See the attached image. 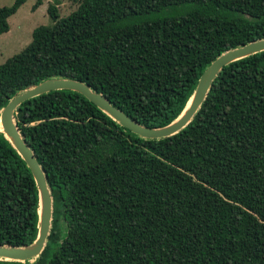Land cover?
<instances>
[{
  "label": "trees",
  "instance_id": "16d2710c",
  "mask_svg": "<svg viewBox=\"0 0 264 264\" xmlns=\"http://www.w3.org/2000/svg\"><path fill=\"white\" fill-rule=\"evenodd\" d=\"M25 1L0 8V34ZM72 1L65 17L48 4L51 24L0 64V109L63 78L160 128L220 53L264 38V0ZM13 117L52 216L37 257L0 264H264V51L222 67L167 138L142 139L69 90L26 100ZM37 227L32 175L0 133V246L31 244Z\"/></svg>",
  "mask_w": 264,
  "mask_h": 264
},
{
  "label": "water",
  "instance_id": "95a60500",
  "mask_svg": "<svg viewBox=\"0 0 264 264\" xmlns=\"http://www.w3.org/2000/svg\"><path fill=\"white\" fill-rule=\"evenodd\" d=\"M262 51H264V38L250 41L220 53L200 75L193 94L180 115L169 124L160 128H147L137 124L120 110L113 107L101 94L91 91L83 83L70 79H47L14 95L0 109V133L10 142L32 175L38 198V227L36 238L29 245H1L0 259L24 262L37 257L44 248L52 216V201L46 184L45 175L38 165L33 152L24 143L14 122V112L22 102L50 91H73L84 97L120 127L130 131L138 137L142 139H163L176 134L189 123L193 114L203 101L211 81L222 67Z\"/></svg>",
  "mask_w": 264,
  "mask_h": 264
},
{
  "label": "rangeland",
  "instance_id": "374dc122",
  "mask_svg": "<svg viewBox=\"0 0 264 264\" xmlns=\"http://www.w3.org/2000/svg\"><path fill=\"white\" fill-rule=\"evenodd\" d=\"M13 0H0V8L12 4ZM56 3L59 17H65L75 10L72 0H42L41 5L31 11L34 0H26L18 10L7 18L8 31L0 34V64L18 53L31 40V31L37 26L51 24L46 6Z\"/></svg>",
  "mask_w": 264,
  "mask_h": 264
}]
</instances>
